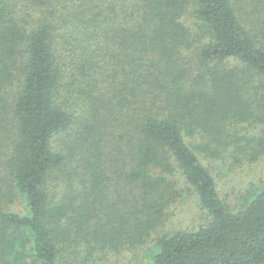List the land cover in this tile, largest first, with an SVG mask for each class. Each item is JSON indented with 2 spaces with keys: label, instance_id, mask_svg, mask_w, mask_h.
<instances>
[{
  "label": "trees",
  "instance_id": "16d2710c",
  "mask_svg": "<svg viewBox=\"0 0 264 264\" xmlns=\"http://www.w3.org/2000/svg\"><path fill=\"white\" fill-rule=\"evenodd\" d=\"M260 124L264 0H0V264H264V176L233 206L200 157ZM185 189L210 220L157 234Z\"/></svg>",
  "mask_w": 264,
  "mask_h": 264
},
{
  "label": "rangeland",
  "instance_id": "374dc122",
  "mask_svg": "<svg viewBox=\"0 0 264 264\" xmlns=\"http://www.w3.org/2000/svg\"><path fill=\"white\" fill-rule=\"evenodd\" d=\"M255 131L256 134L261 131L264 133V124L258 125ZM200 157L210 167L221 196L233 206L238 204L244 192L256 186L264 176V154L256 162H244L240 165H232L230 158L211 159L201 155ZM180 182L181 185L185 184L183 179H180ZM184 197L168 208L169 214L165 223L157 230V234L164 230L170 232L177 229H196L210 220L196 193L185 189ZM125 254L113 253L109 256L110 261L116 263L121 259L123 264H147L148 262L144 256V250L140 248L129 250Z\"/></svg>",
  "mask_w": 264,
  "mask_h": 264
}]
</instances>
